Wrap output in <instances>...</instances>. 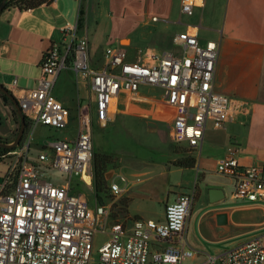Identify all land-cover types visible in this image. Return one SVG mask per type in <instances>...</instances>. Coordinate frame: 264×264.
I'll list each match as a JSON object with an SVG mask.
<instances>
[{
    "label": "built area",
    "instance_id": "2783aa9c",
    "mask_svg": "<svg viewBox=\"0 0 264 264\" xmlns=\"http://www.w3.org/2000/svg\"><path fill=\"white\" fill-rule=\"evenodd\" d=\"M196 4V0H181V12L192 15ZM76 31L77 26L70 23L61 28L62 42L44 53L36 87L18 100L29 128L21 145L0 159V167L6 165L0 181V264H149L150 258L151 264H184L196 255L185 234L195 189L166 205L163 222H129L116 220L112 213L126 191L118 182L110 186L108 203L93 208L73 180L93 187V113L105 126L121 92L134 94L143 85L162 89L176 112L172 139L191 148L201 146L209 120L222 128L233 118L244 104L214 89L219 43L202 45L197 30L188 29L175 39L179 55L148 51L128 61L124 48L109 46L103 66L95 68L88 40L77 39ZM68 66L88 87V107L78 115L72 141H50L31 161L36 127L63 131L70 124L69 108L52 93L57 77ZM49 170L67 178L56 182ZM217 173L234 180V198L264 203V167H241L237 148L228 149ZM118 181L125 187L131 184L124 174L118 175ZM108 226V240L96 251L97 236L106 233ZM154 243L157 247L152 252ZM201 264H264V236Z\"/></svg>",
    "mask_w": 264,
    "mask_h": 264
},
{
    "label": "crops",
    "instance_id": "0c3cea01",
    "mask_svg": "<svg viewBox=\"0 0 264 264\" xmlns=\"http://www.w3.org/2000/svg\"><path fill=\"white\" fill-rule=\"evenodd\" d=\"M196 1L192 15L181 12V0H52L34 9H4L0 14V83L17 100L33 90L41 74L44 53L54 43L62 42L61 28L67 23L77 26V39L88 40L91 63L95 68L103 66V54L109 46L124 48L128 61H134L140 52L148 51L179 55L181 51L175 39L188 29L197 30L202 45L218 42L214 89L240 101L244 107L222 128H215L209 120L200 147L174 143L171 130L176 112L168 104L165 92L157 87L143 85L134 94L121 92L105 126L96 121L93 113L92 137L94 129H108L118 116H122L126 120L137 119V131L156 135L160 148L152 149L159 155L155 161L141 160L134 155L124 162L125 158H120L119 152L116 159L105 155L109 156L108 161L105 160L100 169L107 191L99 194L100 203L94 180L91 187L94 198L92 202L88 200L89 205L94 208L97 204H107L112 182H117L119 174L128 172L131 184L122 186L126 191L115 205L118 215L115 219L163 222L166 205L195 189L196 198L206 199L201 203L196 220L199 234L206 238L208 233L204 232L207 230L234 224L239 210L227 199L228 189L231 198L236 199L234 180L217 173L218 162L227 155L228 149L237 148L241 167H264V0ZM100 18L110 21L106 32L102 31L106 29L99 23ZM102 36L105 48L101 45ZM52 93L70 110L67 129L73 127L74 131H68L61 139L72 141L76 137L78 115L87 109L90 101L88 87L68 66L57 77ZM15 113L17 115L13 103L5 101L0 93V138L3 140H10L17 129L18 115ZM23 140L24 137L21 142ZM48 142L47 137L40 152ZM96 145L93 142L94 171L98 156L96 150L94 152ZM110 150L109 147L104 149L106 153ZM30 152V160L36 161L37 157L31 158ZM1 164L0 181L6 170V165ZM168 186L171 190L164 193ZM211 189L222 190L224 199L213 204L209 196ZM244 201H247L244 208L257 212L254 214L256 222L251 224L264 227V203ZM120 208H124L126 214L119 212ZM220 214L227 216L224 224L219 223ZM190 217L192 208L186 224L187 240ZM224 229L229 232L230 228ZM188 244L191 248L189 240ZM156 247L154 243L152 252ZM226 252H199L193 259L198 258L196 264H201L210 256L218 258Z\"/></svg>",
    "mask_w": 264,
    "mask_h": 264
},
{
    "label": "rangeland",
    "instance_id": "374dc122",
    "mask_svg": "<svg viewBox=\"0 0 264 264\" xmlns=\"http://www.w3.org/2000/svg\"><path fill=\"white\" fill-rule=\"evenodd\" d=\"M99 23L102 24L104 29H106L102 31L106 32L110 23L109 19L105 20L104 18H100ZM101 43L102 47L105 48L106 42L104 37L102 38ZM123 43L126 44L127 42ZM16 126L17 129L15 130L14 134H12V136L10 137V143H12L18 135V129H20L19 118H17ZM68 131L72 133L74 131L73 127L63 131L43 126H39L38 128H36L33 134L30 157L36 158L38 156V153L41 150V144H43L42 142L44 141V139L48 137V141H53L57 138L64 137L66 135L65 133H67ZM93 142L97 143V147L96 149L94 148V152L96 150L98 157L109 155L110 157L116 159L118 157L117 153L119 152V157L123 159L125 158L124 162L127 161V158L129 159L131 156L134 155H136L138 159L141 160L155 161L159 159V155L152 150H159L160 148L159 144L157 143L158 140L156 138V135H145L137 131V119L134 118L126 120L122 116H118L116 122L110 125L108 129H101L100 127H97L96 129H94ZM108 147L111 148V150L109 153H106L104 149ZM127 173L128 172H123L122 174L127 177ZM48 174L51 177L57 179L56 182H64V180L67 178L66 174L58 170H49ZM73 181L74 184L77 185V188L86 195L87 199L90 202H92L94 196L91 191V188H88L87 186L82 184L77 178H74ZM117 182L121 186H123V183L118 180ZM134 190H137V186H134ZM169 190H171V187L166 188L164 190V193H168ZM227 193V199L230 201L231 205L237 206V208L239 209L236 213L235 223L232 225H228L227 227L220 226L217 227L215 230L213 228L211 230H207L206 232H204L208 233V236L206 238L202 237V235L199 234L196 224L199 209L202 207L201 203L203 201L205 202L206 199L200 197L195 199L192 205V217H190V229L188 234V240L191 244V248L196 252V254H200L202 252L217 253L221 251H229L234 247L245 243L251 239L264 236V227H257L255 226V224H251L256 222L254 214L257 212L254 210L249 211L244 208V206L247 204V201L241 199H232L229 189L227 190ZM170 202H172V200ZM119 210V212H121L122 214H126L124 208H120ZM112 213L115 215L114 218L118 216L116 214V210ZM224 228H230L229 232L225 231ZM109 231L110 226L107 227L106 233L98 234L96 242V251L98 247H100L103 243L108 240ZM151 261L152 260L150 258L149 264H151ZM198 261V258L188 259L184 262V264H196Z\"/></svg>",
    "mask_w": 264,
    "mask_h": 264
},
{
    "label": "trees",
    "instance_id": "16d2710c",
    "mask_svg": "<svg viewBox=\"0 0 264 264\" xmlns=\"http://www.w3.org/2000/svg\"><path fill=\"white\" fill-rule=\"evenodd\" d=\"M2 0H0L1 2ZM52 0H8L7 4H6V7L5 9L9 8V7H18L20 9H34V8H37L39 7L40 5L44 4V3H49L51 2ZM2 97L5 99V101H10L6 96L2 95ZM15 116L16 113H15ZM29 128V122L28 120L26 119V131L28 130ZM19 131V129H18ZM1 141H4V142H8L10 143L9 141L11 140H3L0 138ZM16 148H13V149H8V148H3V147H0V159L5 156L7 153L9 152H12L14 151ZM109 157V156H108ZM108 157L107 156H103V157H95V183L97 185V197H98V200L100 203L101 202V198H100V193L101 192H105L107 191V188L105 186V179H104V174L102 172V170L100 169L103 164L105 163L104 161L107 160L108 161ZM105 198H109L108 196H106Z\"/></svg>",
    "mask_w": 264,
    "mask_h": 264
},
{
    "label": "water",
    "instance_id": "95a60500",
    "mask_svg": "<svg viewBox=\"0 0 264 264\" xmlns=\"http://www.w3.org/2000/svg\"><path fill=\"white\" fill-rule=\"evenodd\" d=\"M7 2H8V0H2L0 2V14L5 9ZM0 92L13 103L15 110L17 112L18 118L20 120V129L18 131V135H17L16 139L12 143H8V142H4V141L0 140V147L13 149V148L18 147L21 143V140L23 139V136H24L25 131H26V118H25V116H24V114H23V112L19 106L18 100L1 83H0ZM209 196H210V201L213 204L218 203L224 199L223 191L218 190V189H211L209 191ZM226 218H227V216L225 214H220L218 216L219 223L224 224L227 221Z\"/></svg>",
    "mask_w": 264,
    "mask_h": 264
},
{
    "label": "flooded vegetation",
    "instance_id": "af4514ba",
    "mask_svg": "<svg viewBox=\"0 0 264 264\" xmlns=\"http://www.w3.org/2000/svg\"><path fill=\"white\" fill-rule=\"evenodd\" d=\"M1 93V92H0ZM2 94V93H1ZM3 95V94H2Z\"/></svg>",
    "mask_w": 264,
    "mask_h": 264
}]
</instances>
